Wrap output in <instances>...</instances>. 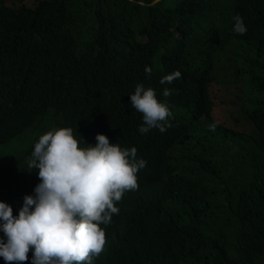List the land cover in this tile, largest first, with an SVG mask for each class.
Returning <instances> with one entry per match:
<instances>
[{"label":"trees","instance_id":"1","mask_svg":"<svg viewBox=\"0 0 264 264\" xmlns=\"http://www.w3.org/2000/svg\"><path fill=\"white\" fill-rule=\"evenodd\" d=\"M137 84L172 111L164 133L138 131ZM55 127L146 161L91 264H264V0H0V201L14 215L10 188L35 195L28 160Z\"/></svg>","mask_w":264,"mask_h":264},{"label":"clouds","instance_id":"2","mask_svg":"<svg viewBox=\"0 0 264 264\" xmlns=\"http://www.w3.org/2000/svg\"><path fill=\"white\" fill-rule=\"evenodd\" d=\"M233 31L247 32L243 18L236 14ZM145 72L151 75L152 68ZM181 77L176 70L160 79L171 84ZM172 90L164 88L169 97ZM130 105L142 113L141 134L157 128L164 133L172 127L173 116L166 102L157 98L153 88L137 84ZM217 124L209 125L215 131ZM95 144L81 146L71 127H55L39 136L28 160L37 169L39 183L35 195H26L18 215L0 201V257L5 264H91L106 244L101 225L111 223L119 214L117 202L128 191L138 190L137 173L146 161L137 158L136 147L122 148L98 133Z\"/></svg>","mask_w":264,"mask_h":264},{"label":"rangeland","instance_id":"3","mask_svg":"<svg viewBox=\"0 0 264 264\" xmlns=\"http://www.w3.org/2000/svg\"><path fill=\"white\" fill-rule=\"evenodd\" d=\"M12 1L13 0H7V3H10ZM215 91H216V95H215L216 100L225 99V97L227 96L220 90V88L218 86L215 87ZM10 191L15 192L18 195H21L22 198H24L29 193L28 189H26L24 186H19V185H17L16 187L12 186L10 188Z\"/></svg>","mask_w":264,"mask_h":264}]
</instances>
